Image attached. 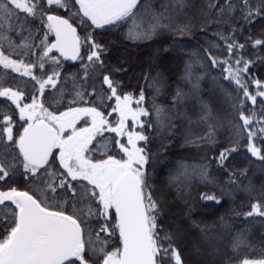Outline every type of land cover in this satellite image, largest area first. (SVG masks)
I'll return each instance as SVG.
<instances>
[{
	"label": "snow or ice",
	"instance_id": "obj_1",
	"mask_svg": "<svg viewBox=\"0 0 264 264\" xmlns=\"http://www.w3.org/2000/svg\"><path fill=\"white\" fill-rule=\"evenodd\" d=\"M189 6L0 0V264H264V184H245L247 169L234 164L243 149L264 174V78L252 71L264 67V0H206L181 20ZM163 33L208 37L207 47L190 52L171 41L184 58L183 86L168 105L157 102L169 85L153 65L141 70L139 90H129L131 65L112 59L121 45L127 51ZM209 65L220 71L204 96L208 74L199 70ZM217 99L228 104L227 118L216 114ZM190 100L207 130L185 143L207 151L167 167L162 184L186 207L194 182L219 190L200 192L202 207L220 208L235 190L249 203L228 209L242 218L240 228L225 216L211 225L192 220L203 244L214 246L217 229L231 243L207 256L197 243L188 259L184 219L171 213L154 177ZM219 128L229 132L228 146L216 140ZM256 228L258 246L249 239Z\"/></svg>",
	"mask_w": 264,
	"mask_h": 264
},
{
	"label": "trees",
	"instance_id": "obj_2",
	"mask_svg": "<svg viewBox=\"0 0 264 264\" xmlns=\"http://www.w3.org/2000/svg\"><path fill=\"white\" fill-rule=\"evenodd\" d=\"M206 3V0H189V8L185 11V14L181 17V20L185 19L186 17H193L197 14L198 6ZM199 25H197V29L194 31H198ZM211 33H209L210 36ZM111 38V37H110ZM173 39H178L180 41V45L187 51H194L196 48H205L207 47V39L208 37L202 36V35H186L182 39L179 37H174L169 33H163L160 36L154 38L152 41L146 42V43H141L140 46H136L134 44L129 43L127 46V51L124 50L123 46L121 45L119 50H114L112 59L115 60L116 56H124L128 63L131 65L132 71L128 74V76L124 77V80L128 82L129 84V90L132 88H139L140 85L143 84V76L141 73V70H146L148 66L151 64L154 66V69L157 71H160L163 74L164 79L168 82V77L164 75L163 70L158 66H156V62L154 61V56H152L153 52H157L158 59L163 58V57H172L174 54H177L179 57V65L176 69V73H179L182 71L183 64H184V58L182 57V53H179L180 50L179 48H174L172 45L171 41ZM126 53V54H125ZM125 54V55H124ZM156 55V54H155ZM140 58V59H139ZM148 60H150L149 63L145 64ZM140 63V65H139ZM264 67L260 66L257 64V67L254 68L252 71L256 73L257 77L259 78V74L262 73L264 70ZM199 71L207 73L208 74V79L204 80L201 82V88L203 89V95L208 96L209 92L208 89L211 87V80L212 77L218 76L219 71L218 70H211L210 71V65L204 67L203 69H200ZM183 73V72H181ZM15 75V74H12ZM139 77V79H137ZM221 78V77H220ZM222 79V78H221ZM226 86V85H225ZM145 89H147V85H144ZM149 91V90H148ZM168 96V88L165 92H163L158 99V103H161L163 105H168L171 103V101L165 100V98ZM215 102V101H214ZM222 104V103H220ZM223 109L220 110H215L217 115L227 118L228 114V107L224 106L222 107ZM180 115L176 117V128H175V135L172 137L171 143L168 145V151L171 152L169 155L171 158H176L178 160L183 159L186 160L187 162H198L200 161L205 153L203 150L205 149L207 151V145H204L203 147L197 146L193 147L192 144L187 143L189 146L186 145L185 140L189 139L184 138V135L187 131L195 133L193 129H198V127L201 129L199 122L195 123H186L182 124L183 122H179L181 116H183L184 112H188V117H194L193 119H198L197 118V110L195 107V102L194 101H188L187 103L181 105V108L179 109ZM180 116V118H179ZM182 119V118H181ZM193 127V129L191 128ZM206 128V125H204ZM229 132L227 131L226 128H220L218 129V135L219 138L217 141L226 146V143L228 144V134ZM171 133H169L170 135ZM194 135V134H193ZM217 137V136H216ZM193 140H195V137H192ZM159 141H154V143L151 145L152 150L156 151L158 147ZM228 146V145H227ZM168 151L166 154V157L162 161H158L156 164L157 172L159 173V176L154 177V179L157 180V188L159 191H163L167 197V202H168V188L162 184V182L166 179L167 177V172L166 168L168 167ZM218 151V149H217ZM245 150L241 151L240 155L241 158H245V153H243ZM246 159H243L242 161H239L237 165L242 166L243 168L248 167L247 162H244ZM160 162V163H159ZM244 162V163H243ZM243 163V164H242ZM262 166L258 165L254 168H252V171H258L260 174L258 175L260 178L263 180H258L257 182L255 181L256 186H261L264 184V174L261 173L260 168ZM213 168H215V165H213ZM239 168V166H238ZM249 172V171H248ZM247 172V173H248ZM213 175H218L217 173L213 172ZM248 178H252V176H249ZM197 182L193 183L192 186V199L188 205V207L185 206V203L183 200L176 199L178 202V207L181 209L182 214L184 215L186 212L191 211V218H184V223L186 225V229H189L192 231L193 234L199 235L202 239L203 237L200 235L199 230L195 227L194 224H192V220L196 221H201L203 224H208L211 225L213 221H218L220 216H225V219L229 220V215L230 212H227L228 209H230V206H234L237 203L236 207L237 210L240 209V205L248 204L249 203V197L244 194L242 191L235 190L233 191V194L231 197L229 196H224L222 197V200L224 201V204L220 208H215L211 204H209L206 207H202L201 204L198 203L197 196H199V193L203 191L206 192L205 187H198L196 184ZM262 183V184H261ZM210 187L211 191H216L217 195H219V190L214 189L211 186ZM172 194L176 196V190L175 189H170ZM176 198V197H175ZM203 203V202H201ZM233 207V208H234ZM210 211V212H209ZM241 217L238 219L233 216L231 222H233L235 228H240L243 227V222H241ZM187 232V230H186ZM189 235V233H188ZM215 244L223 242L224 244V250L227 249L228 243H231V235L230 233L222 232L220 229H217L216 233H213ZM224 236H228L227 239ZM253 243L254 239L251 237L249 238ZM260 239V238H259ZM183 246L185 248L186 252V258L190 259V254H189V247L185 246V242L183 240ZM202 246V244H201Z\"/></svg>",
	"mask_w": 264,
	"mask_h": 264
},
{
	"label": "rangeland",
	"instance_id": "obj_3",
	"mask_svg": "<svg viewBox=\"0 0 264 264\" xmlns=\"http://www.w3.org/2000/svg\"><path fill=\"white\" fill-rule=\"evenodd\" d=\"M179 53H181V52H179ZM152 56H154L153 59L157 63L156 66H158V68L160 67L163 70L164 75L168 77V85H169V87H168V96L165 98V100L171 101V93L174 92L177 87L183 86V81L181 80V77L183 75V73H181L182 71L179 72V73H176V69H177V67H178V65L180 63L179 62L180 61L179 60V57H178L177 54H174L172 57H169L168 56V58L167 57H163V58L158 59V57H156L157 56V52H153L152 53ZM149 62H150V60H148L145 64H147ZM257 64L259 65V63H257ZM139 65H140V63H139ZM217 70L220 71L219 69H217ZM259 76H260L259 78H264V71L262 73H260ZM138 90H139V88H137V91ZM148 90L149 89H146L147 95L152 96L151 90H149V91ZM156 99L158 101L159 96ZM220 103H222V104H220ZM224 106H227L228 107V109H229L228 112H229L230 111V108H229V106H228L227 103H224L221 99L215 100V102H214V110H217L218 111L220 109H223L222 107H224ZM180 108H181V106H180ZM179 118H180V116H179ZM181 118H180L179 122H183L182 123L183 125L186 124V123L188 124V123L199 122L198 119H193L194 117L185 118L184 116H181ZM199 124H200L201 129L199 127H198V129H193V127L191 126V128L193 129V131H195V133H193L194 135L192 134V132L187 131L185 133V135H184V138H187L188 137L189 139L193 140L192 137H195L196 138V136H198V135L199 136H202L204 134V132L207 130V128L204 127V124H202L200 122H199ZM227 135L229 136V133ZM218 138H219V135L217 134L216 140ZM190 144H192L193 147H197V146H200V147L202 146L203 147L204 146V144H200V143H190ZM186 145L189 146L188 144H186ZM227 145L228 144L226 143V146ZM241 151H243V149ZM203 152L206 153V150L204 149ZM170 153L171 152L168 151V167L174 165V163L178 160V159L173 158V157L171 158V156L169 155ZM243 153H245V151ZM208 155H211V153L208 152ZM239 155L240 154L234 156V164L237 167L239 166V168H243L242 166H240L241 164L240 165H237L239 161H242L243 159H245V158H241V156H239ZM244 162H247V165H248V167H246L247 172L249 171L247 173L248 177L249 176H252L251 179L249 178L248 180H245L244 183L245 184L251 183L254 186V188H256L257 191H258L259 188H260V186H256L255 185V181L257 182L258 180L261 181L263 179L258 176L260 174V172H258V171H252V168H254V167L258 166V165H261V163H260V161L254 160V158H253V163H251V164L249 163V161L247 159ZM237 175H239V173H237ZM196 184L198 185V187L199 186L200 187L201 186L202 187H205V185L203 183L197 182ZM205 189H206V192H212L211 189H210V187H208V186L205 187ZM202 192H205L204 189H203ZM175 197L176 196H174L172 194L171 190L168 189V205H169V207L171 209V213L173 215L179 217V218H183L184 219L185 218V214L183 215L181 209H179L178 204H177V202H178L177 200L178 199L175 198ZM197 199L199 201V196H197ZM199 204H201V202H199ZM234 206H237V203ZM230 207L233 208L232 206H230ZM239 207L241 208V205ZM234 208L236 209V207H234ZM235 217L238 219V216H235ZM229 218H230L229 221H231L232 218H233V215L231 213L229 215ZM240 220L242 222V218ZM186 230H187V232H186L187 235L184 238V242H185V246L186 247H189V251L188 252L190 254V259L192 258L191 257V252L193 250V246L195 244H197V243L202 244V247L205 249V255L206 256L208 255L209 252L215 251L216 249H219L221 251V253H223V249H224V245L223 244L224 243L223 242L221 243L220 240H219L220 243H217L214 246L209 247V246L203 244V239L199 235L193 234L192 231L189 229V227H188V229H185V231ZM188 233H189V235H188ZM260 235H261V230L259 228H256L255 230H253L251 232L249 238L252 237L254 239V244H256L258 246L259 243H260V239H259L260 238ZM224 237L227 239L228 236H224ZM228 244H230V243H228ZM245 251H247V249H245Z\"/></svg>",
	"mask_w": 264,
	"mask_h": 264
},
{
	"label": "flooded vegetation",
	"instance_id": "obj_4",
	"mask_svg": "<svg viewBox=\"0 0 264 264\" xmlns=\"http://www.w3.org/2000/svg\"><path fill=\"white\" fill-rule=\"evenodd\" d=\"M69 64L71 63V62H68Z\"/></svg>",
	"mask_w": 264,
	"mask_h": 264
}]
</instances>
